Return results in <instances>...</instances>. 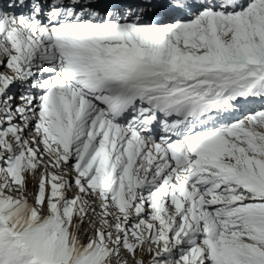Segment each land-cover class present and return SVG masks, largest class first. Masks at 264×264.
Returning a JSON list of instances; mask_svg holds the SVG:
<instances>
[{"label": "snow or ice", "instance_id": "1", "mask_svg": "<svg viewBox=\"0 0 264 264\" xmlns=\"http://www.w3.org/2000/svg\"><path fill=\"white\" fill-rule=\"evenodd\" d=\"M0 264H264V0H0Z\"/></svg>", "mask_w": 264, "mask_h": 264}]
</instances>
